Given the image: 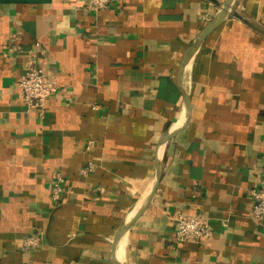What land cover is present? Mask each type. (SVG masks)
<instances>
[{
	"label": "crops",
	"instance_id": "0c3cea01",
	"mask_svg": "<svg viewBox=\"0 0 264 264\" xmlns=\"http://www.w3.org/2000/svg\"><path fill=\"white\" fill-rule=\"evenodd\" d=\"M228 1L0 0V264H264V0L189 54ZM29 61L59 88L45 118ZM181 214L212 237L178 241Z\"/></svg>",
	"mask_w": 264,
	"mask_h": 264
},
{
	"label": "built area",
	"instance_id": "2783aa9c",
	"mask_svg": "<svg viewBox=\"0 0 264 264\" xmlns=\"http://www.w3.org/2000/svg\"><path fill=\"white\" fill-rule=\"evenodd\" d=\"M113 0H88L86 11L90 13L106 9ZM19 94L25 105L26 113H36L40 118L47 114L48 101L58 94L59 88L55 81L47 77L43 69L35 67L33 61L27 63L19 81ZM84 175L87 171L82 172ZM64 177L58 174L53 184L52 198L59 202L64 193ZM253 198V214L257 221L264 220V170L257 185L251 190ZM176 237L183 242H207L212 237V231L206 218L200 214L177 217ZM40 237L29 238L24 246L27 250L36 249L40 244Z\"/></svg>",
	"mask_w": 264,
	"mask_h": 264
},
{
	"label": "water",
	"instance_id": "95a60500",
	"mask_svg": "<svg viewBox=\"0 0 264 264\" xmlns=\"http://www.w3.org/2000/svg\"><path fill=\"white\" fill-rule=\"evenodd\" d=\"M234 3V0H229L226 5L223 7L222 11L219 13L217 19H216V22L211 25L208 29H206L204 31V33L202 34V36L199 38V41L196 43L197 45L190 51V56L191 54L194 53V51L196 50V48L203 42V40L206 38V36L214 29L216 28L220 23L221 21L223 20V18L226 16V14L229 12L232 4ZM188 62L186 63V65H188ZM189 106V105H188ZM158 178H160V173L158 174ZM156 188L153 189L152 193H151V196H150V199L153 197L154 195V192H155Z\"/></svg>",
	"mask_w": 264,
	"mask_h": 264
}]
</instances>
